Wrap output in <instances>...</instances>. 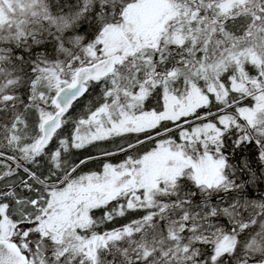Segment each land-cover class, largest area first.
Here are the masks:
<instances>
[{
	"label": "snow or ice",
	"instance_id": "6c2138e0",
	"mask_svg": "<svg viewBox=\"0 0 264 264\" xmlns=\"http://www.w3.org/2000/svg\"><path fill=\"white\" fill-rule=\"evenodd\" d=\"M0 264H264V0H0Z\"/></svg>",
	"mask_w": 264,
	"mask_h": 264
},
{
	"label": "trees",
	"instance_id": "16d2710c",
	"mask_svg": "<svg viewBox=\"0 0 264 264\" xmlns=\"http://www.w3.org/2000/svg\"><path fill=\"white\" fill-rule=\"evenodd\" d=\"M87 99H88V98L85 97L84 100H81L80 103L76 105V107H75V109H74L73 111H74V112H75V111H79L80 108H81V106L84 104V102H85ZM117 159H119V157H118ZM88 167H90V168H91V167H96V165H94V164H90Z\"/></svg>",
	"mask_w": 264,
	"mask_h": 264
}]
</instances>
